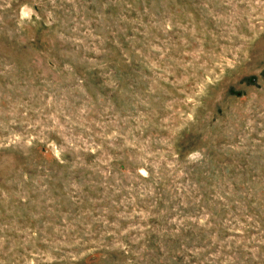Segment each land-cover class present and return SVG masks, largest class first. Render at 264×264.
Segmentation results:
<instances>
[{"label": "rangeland", "instance_id": "obj_1", "mask_svg": "<svg viewBox=\"0 0 264 264\" xmlns=\"http://www.w3.org/2000/svg\"><path fill=\"white\" fill-rule=\"evenodd\" d=\"M0 264H264V0H0Z\"/></svg>", "mask_w": 264, "mask_h": 264}]
</instances>
